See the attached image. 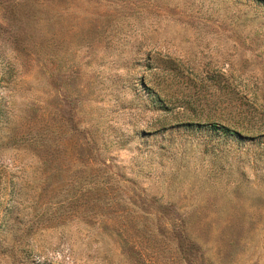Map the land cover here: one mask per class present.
I'll return each mask as SVG.
<instances>
[{"label":"rangeland","instance_id":"rangeland-1","mask_svg":"<svg viewBox=\"0 0 264 264\" xmlns=\"http://www.w3.org/2000/svg\"><path fill=\"white\" fill-rule=\"evenodd\" d=\"M0 264H264V0H0Z\"/></svg>","mask_w":264,"mask_h":264},{"label":"trees","instance_id":"trees-1","mask_svg":"<svg viewBox=\"0 0 264 264\" xmlns=\"http://www.w3.org/2000/svg\"><path fill=\"white\" fill-rule=\"evenodd\" d=\"M210 127L215 131L222 129V131L224 132H230V133L235 132V131L230 130L228 127H225L223 125H217L215 123L210 124Z\"/></svg>","mask_w":264,"mask_h":264}]
</instances>
